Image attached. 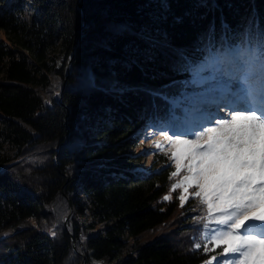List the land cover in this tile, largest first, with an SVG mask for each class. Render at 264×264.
<instances>
[{
	"label": "trees",
	"instance_id": "16d2710c",
	"mask_svg": "<svg viewBox=\"0 0 264 264\" xmlns=\"http://www.w3.org/2000/svg\"><path fill=\"white\" fill-rule=\"evenodd\" d=\"M0 30V264L214 257L200 199L191 223L170 222L171 175L144 169L131 149L147 123L192 126L186 64L204 58L209 37L260 40L264 0H0Z\"/></svg>",
	"mask_w": 264,
	"mask_h": 264
},
{
	"label": "snow or ice",
	"instance_id": "6c2138e0",
	"mask_svg": "<svg viewBox=\"0 0 264 264\" xmlns=\"http://www.w3.org/2000/svg\"><path fill=\"white\" fill-rule=\"evenodd\" d=\"M205 51L200 62L188 61L185 69L191 72L193 84L216 83L199 97L188 98L191 114L209 95L219 93L213 102L222 103L228 115L208 121L218 126L202 123V135L192 130L190 139L181 131L174 133L175 139L166 137L174 149L176 170L171 175L186 171L171 190L182 189L178 199L183 205L189 189H197L193 195L207 209L208 223L201 229H209L201 235L215 247L223 246L222 254L228 257L216 264H264V36L253 43L249 32L239 44L219 47L209 37ZM209 72L212 75H206ZM212 224L220 227L210 228ZM194 248L200 249L201 243L195 242Z\"/></svg>",
	"mask_w": 264,
	"mask_h": 264
},
{
	"label": "rangeland",
	"instance_id": "374dc122",
	"mask_svg": "<svg viewBox=\"0 0 264 264\" xmlns=\"http://www.w3.org/2000/svg\"><path fill=\"white\" fill-rule=\"evenodd\" d=\"M0 38H6V35L3 31L0 30ZM50 62V61H49ZM51 63V62H50ZM206 75H212L211 72L206 73ZM193 77H190V81L192 82ZM222 82L227 83V78H223ZM55 83V86L53 87L52 85L50 86L51 88L48 90V94L45 95L47 100H50L52 97L56 98L57 97V90L60 89V84L59 83ZM216 83L215 81L212 82V84ZM212 84H205V85H196L192 84V86L188 87L185 86L184 90L182 91V98L184 101V99L189 100L188 98L190 97H199L201 93H204L209 87L212 86ZM188 87V88H186ZM52 95V97L50 96ZM219 97V93H215V94H211L209 95L206 100H216ZM176 101V100H174ZM190 101V100H189ZM193 110V108H192ZM189 113L190 118V125L192 126H187L183 129H181V132H187L189 133V135L185 138H192L190 133L192 130H196L198 132V134L202 135V133H199V128L201 126V124H205L207 127H211V126H218L215 124H210L208 123V121L210 120H220L223 118H227L228 115V110L226 107H224V105L221 104H217L216 102L214 103H201L199 105V110L195 112V115L193 116L191 113ZM201 118L203 120H201ZM181 128V127H180ZM171 131L174 132H178V130H161V129H156L154 128V126H152L150 123H147L146 125L143 126L142 128V136H141V141L138 142V144L136 146H134L131 151L134 153V155H139L140 159L138 161L139 165L141 167H143L144 169H160L161 171L164 172V174H170L175 172V164L174 161L172 159V151H174V149L171 148V145L169 144V140L166 139V137H172L173 139H175L176 137L174 136V133H172ZM157 145H161L162 147H157ZM169 165H171V167H169ZM184 175H186V171H182L181 174L179 176H172L171 175V182H170V186L168 188V192L166 193V195L171 196V199L169 200H165L167 202H171L172 203H177L178 207L177 210L174 212L170 222H174V223H179V221H190V223L193 221V218H187L185 215L189 212L188 208L190 207V205L193 203L194 200H197V198L193 195L197 189L196 188H190L189 189V195H188V199L185 203H183V205H181L178 197L179 195L182 194V189H177L176 191H172L171 190V186L175 183H178L180 180L183 179ZM165 195V196H166ZM164 196V197H165ZM199 200V198H198ZM201 201V200H200ZM202 207L206 209V206L202 204ZM207 210V209H206ZM193 215L195 212L190 211ZM71 215V212L69 213V215L64 216L63 220L66 223L67 220L69 219ZM164 224L161 227H158L154 230L148 231L145 234H143L141 241L142 243L145 242H149L151 240H153L154 238L161 236L163 234H167L169 232V229H171L172 227H174V223H171L169 225V223ZM208 222V221H207ZM206 222V224H207ZM34 224H36V221H33ZM216 227H220L217 226L215 224L210 225V228H216ZM209 229L206 228V232H208ZM215 249L214 252V257L216 258L215 260H227L228 257L224 256L223 253V246L221 247H215L214 245H212L211 249ZM74 250L76 251V253H78L77 247L74 245ZM229 255H234V254H229ZM213 260V261H215ZM93 264H108L104 261L101 262H94Z\"/></svg>",
	"mask_w": 264,
	"mask_h": 264
}]
</instances>
